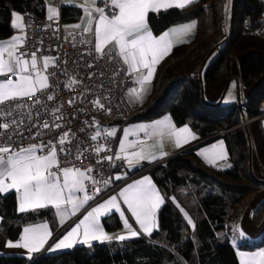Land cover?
<instances>
[{
  "label": "trees",
  "instance_id": "1",
  "mask_svg": "<svg viewBox=\"0 0 264 264\" xmlns=\"http://www.w3.org/2000/svg\"><path fill=\"white\" fill-rule=\"evenodd\" d=\"M231 1L228 19L226 0H197L149 14L155 35L191 20L198 22V29L190 43L175 47L163 62L156 90L133 119L168 115L177 126H191L197 142L220 135L232 166H209L194 149L145 164L164 198L158 229L151 236L95 242L32 259L0 255V264H240L238 250L264 249V233L259 242L244 241L239 247L232 242L240 206L264 189V130L258 118L264 114V2ZM45 7L44 0H0V40L14 34V13L45 17ZM80 16V8L62 7V21H78ZM238 61L237 75L233 68ZM234 81L239 84L235 102L206 99V89L226 93ZM244 91L249 92L246 97ZM17 207L14 192L0 193V229L7 238L19 239L26 225L41 221H49L56 231L52 208L19 213ZM104 225L116 229L121 223L105 219Z\"/></svg>",
  "mask_w": 264,
  "mask_h": 264
},
{
  "label": "snow or ice",
  "instance_id": "2",
  "mask_svg": "<svg viewBox=\"0 0 264 264\" xmlns=\"http://www.w3.org/2000/svg\"><path fill=\"white\" fill-rule=\"evenodd\" d=\"M104 2L106 7L110 6L115 10L111 15L105 12V8L96 7V0H85V4L81 7L88 17V23L83 27L82 24L69 27L73 29L82 28L83 33H93L96 39L94 47L97 53L102 55L116 53L122 58L123 63L127 65L128 74L135 75V81L139 84V89L132 88L130 92L137 99L142 100L149 90L158 63L170 52L175 41L180 40L196 26L195 22L185 24L156 37L148 27V13L150 11L158 12L161 8H184L186 5L196 2V0H110V5L109 0H104ZM54 14H56V9L50 8L48 19H53ZM14 15L16 20L13 21V26L23 31V24L16 22L22 21V17L17 14ZM23 41V36H14L10 41L0 42V77H4V79H0V129L4 130L17 124L15 120L2 122L11 115V111L6 110L11 108V102L30 98L51 87L48 83V75L45 72L50 64L55 65V61L49 57H44L42 65L38 67L35 53L31 54L30 60L25 59L27 54L18 53V47ZM108 45H111V48L106 53L104 49ZM11 76H15L16 79H11ZM47 99H54V96L49 95ZM37 103H39V100H37ZM96 104L103 107L99 104V101H96ZM16 107L20 108L23 105L17 104ZM108 111L111 110L108 109ZM44 127L47 128L49 125L45 123ZM57 127L60 126L57 125ZM139 129L148 138L163 136L167 132L169 137H175L177 147L181 146V134L190 132L187 127L176 130L175 126L171 124L170 118L156 121L151 125H141ZM115 132L116 130L113 129L108 135L114 136ZM130 134H133L132 130H126L124 142L119 145L120 152L125 153V155H117L116 159H125L128 165L132 167L142 160L156 158L154 154H151L148 149L142 146L143 142H140L139 151L128 153V148L138 146L136 142L128 141ZM68 135V133H64L59 139L60 145L66 143ZM99 136L100 132L97 131L91 139L96 140ZM49 145L51 147L48 148L46 154H37L38 151L43 152L48 147L44 144H34L19 150H13L8 144L0 146V193L15 190L18 196L19 211L21 212L52 206L63 220L65 216L75 215L89 200L93 199V196L87 192L85 181H91L93 185L98 182L88 175L93 171L91 168H61L56 145L52 144L51 141H49ZM213 147L215 148V146ZM104 150L102 146L96 148L97 153ZM61 151H64V149L61 148ZM206 152L207 150H205ZM205 153H201V155H205ZM223 158L224 152L221 151L214 153L213 158L209 159L208 162L214 163L216 159ZM105 159L111 161L113 157L107 156ZM116 179H120V177L117 176ZM94 191L98 194L99 188H95ZM77 193H83L84 195L81 197ZM119 196L123 199V203L127 205L128 210L135 217L141 229L150 234L152 226L155 224L157 209L163 203V198L156 190L151 179L144 177L127 185L119 193ZM112 209L120 211L116 196H112L105 203L89 211L71 231L55 244V249L72 247L81 230L84 237L83 243H87L89 239H113L114 237L103 231L100 224V217ZM121 215H123V212H121ZM124 226L131 236L138 235L127 219L124 220ZM24 233L22 244H13L9 241L8 246L24 247L30 252H34L41 249L48 236H50L47 224L26 227ZM240 235H244L242 230H240ZM127 238L125 235L115 237L119 240ZM239 255L241 264H264V249L253 253L240 252Z\"/></svg>",
  "mask_w": 264,
  "mask_h": 264
},
{
  "label": "built area",
  "instance_id": "3",
  "mask_svg": "<svg viewBox=\"0 0 264 264\" xmlns=\"http://www.w3.org/2000/svg\"><path fill=\"white\" fill-rule=\"evenodd\" d=\"M102 6L109 15L115 11L110 6L106 7L104 1ZM22 22L24 41L18 47V53L27 54L26 59H30L32 53L37 57L53 56L55 65L47 70L49 89L11 102V108L6 109L11 111V115L2 122L15 120L17 124L7 130L0 129V146L8 144L13 150H18L44 144L48 147L43 152L47 153L51 141L56 145L61 168L93 170L88 175L98 183H85L94 205L135 177L116 181V175L125 170V162L115 158L119 155V136L108 135L114 125L122 129L139 112L127 98L129 89L135 84V75L128 74L127 65L116 53H97L86 33L64 28L60 18L49 20L23 14ZM262 34L264 37V29ZM49 95L54 99H47ZM96 101L103 107L97 106ZM17 104L23 107L17 108ZM252 121L247 120L243 124ZM45 123L49 127L45 128ZM97 131L100 136L92 140ZM64 133L69 135L66 143L60 145L59 139ZM99 146L105 150L97 153ZM107 156L113 159H105ZM95 188H99L98 194Z\"/></svg>",
  "mask_w": 264,
  "mask_h": 264
},
{
  "label": "crops",
  "instance_id": "4",
  "mask_svg": "<svg viewBox=\"0 0 264 264\" xmlns=\"http://www.w3.org/2000/svg\"><path fill=\"white\" fill-rule=\"evenodd\" d=\"M44 1H45V6H46L45 7L46 8L45 17H47V18L49 16V9L50 8L56 9V14L53 15V18H60V19L62 18V7H64V6L78 7L81 9V16H80V19L78 21H73V22L62 21L64 28L73 29L69 26L76 25V24H82V27H83V25H86L88 23V17L84 14L83 8L81 7L82 5L85 4V0H44ZM102 1H104V0H96V7H102L103 8ZM262 1L264 2V0H262ZM231 5H232L231 0H229L225 4V13L224 14H225L226 19H228L229 15H230ZM171 8H178V7H171ZM167 9H170V8H167ZM162 10H166V9L161 8L159 11H162ZM150 13H152V12L150 11L148 13V16ZM14 14H17L20 17H23V14H20V13H14ZM14 14H13V18H12V23L14 20H16V16ZM148 16H147V24H148L149 29L153 33V31H152V29L148 23ZM16 22L23 24L22 21H16ZM193 22H195V25H196L195 28L192 29L191 32L184 35L180 40L175 41L170 52L156 66L152 82L149 85V90L143 96V99L142 100L137 99L130 92V89H132V88L139 89V84L136 83V81H135L134 86L129 89L128 94H127V98L129 100V102L131 103V105L133 106V108H135L137 111H139V112L143 111L141 109V107L144 106L148 102L149 98L152 96V94L156 90V87H157V84L159 81L160 67L162 66L163 62L170 56L172 50L175 47L190 43L195 38L196 33H197V29H198V22L196 20H191V21H187V22H184L181 24L173 25V26L169 27L166 31H164L163 33L160 34V35H162L165 32H169L170 30H172L174 28H178L182 25L190 24ZM93 28H94V25H93ZM14 29H15V32L10 38L0 40V42L10 41L14 36H23L24 37V27H23V31H21L20 29H17L16 27H14ZM78 30H82V28L78 29ZM153 35L156 37L160 36V35H155L154 33H153ZM86 36H87V40L89 42L93 43L94 45L96 44V39H95V36L93 33H91V32L86 33ZM109 48H111V45L106 46L104 49V52L108 51ZM44 57H49L55 61L53 56L37 57L38 67H40L42 65V61H43ZM52 66L53 65L50 64L49 68ZM233 69H234V72L238 75L239 70H240V61H238L234 65ZM47 70L45 72L46 75H48ZM144 71H146V70H144ZM10 78L13 80L16 79L15 76H11ZM0 79H4V77H0ZM48 83H49V78H48ZM234 83H235V86L237 89V96H238L239 84L237 81H234L232 84H234ZM231 85H230V87H231ZM230 87H229V89H230ZM229 89L227 90L226 93H223L222 91H213L210 89H206L205 97L207 100H209L211 102H219V101L224 102ZM248 93H249L248 91L243 92L245 97L248 95ZM166 118H170L171 124L175 126L176 130H179V129H182L185 127H187L190 130L189 133H182L181 134V146H179V147L176 146L175 137L174 136L169 137L167 132H165V134L163 136H153L151 138H148L145 136V133L140 131V129H139V126H141V125H151L156 121L164 120ZM260 120H261L262 127L264 130V114H262L260 116ZM113 129L116 130L114 136H116V135L119 136V145L121 142H124L125 131L126 130H132L133 134H130L128 136V141L129 142H136L138 146L136 148H128L127 149L128 153H131L134 151H139V148L141 146L140 142H143L142 146L145 147L146 149H148V151L151 154H154L156 158L152 159V160H142L139 164H136L135 166H132V167H130L128 165L127 160L123 159L125 162V170H123L122 172H120L116 175V177L117 176L120 177V179H116V177H115L116 181L120 182L129 176H135V177L126 181L125 183H123L118 188V190L116 192L109 194L108 196H106L105 198H103L99 202L95 203L94 205L91 204L92 199L89 200L88 203L85 204L75 215L65 216V218L62 220L60 215L57 213L56 209L52 206H48L49 208H52V210H53L56 231H54V229H53V227L49 221H41L38 223L26 225L23 228L19 239L11 240V239L7 238L1 232V229H0V255L21 256V257L32 259L35 256H40L42 254H56V253H61V252H65V251H70V250H73L80 245L91 246L95 242H99V243H107V242H113V241L123 242V241L129 240V239H134V238H138V237H142V236L149 237L154 233V231H156L158 229V225H159L158 212L164 203V198H163L161 191L159 190V188L157 187V185L153 181L152 177L146 172L147 168H143V166L145 164H156L159 162H163V161L168 160L169 158H171V157H173V156H175V155H177V154H179L185 150L194 149L195 153L209 166H213V167H215L217 169H221V170L228 169L232 166V163H231L230 158H229L227 147H226L224 141L222 140V138H218V137H220V135L216 136L214 138H211V139H207L204 141L197 142L195 140L196 137H195V134H194L191 126H189L187 124L177 126V125H175V123L173 122L171 117L168 115L160 117V118L151 119V120L133 119L130 122H128L126 125H124V127L122 129H120V127L118 125H114L110 129V132ZM185 139H186V142H185ZM221 144H222V148H221ZM161 145H162V147H161ZM213 146H215V148ZM27 147H29V146H25L23 148H27ZM205 150H207L206 153H205ZM221 151L224 152V158L223 159H216L214 163L208 162L209 159L213 158L214 153H219ZM118 152H119V155H125V153L120 152V147H118ZM201 153H205V155H201ZM37 154H46V153L38 151ZM254 169H255L256 173L258 175H260V168H259V165H258L256 160L254 162ZM53 170L55 171V169H53ZM144 177H149L151 179L152 183L155 185L156 190L159 192L160 196L163 198V203L157 209L156 216H155V224L152 226V230H151L150 234L145 233L143 231V229H141L140 225L136 222L135 217L128 210L127 205L123 203V199L119 196V193L127 185L132 184L135 181L141 180ZM12 192H14L17 195L15 190H10L7 193H1V194L5 195L8 193H12ZM77 195L82 197L84 194L83 193H77ZM112 196L117 197V202L119 204L120 211L112 209V210L106 212L105 214H103L100 217V224L103 228V231L105 233H107L109 236L114 237L113 239H111V240H91V239H89L87 243H83L82 241H83L84 237H83V232L81 230L80 235L76 238L72 247L55 249V247H54L55 244L57 242H59V240H61L69 231H71V229L73 227H75V225L77 223H79V221L82 220L83 217L89 211H91L93 208L99 206L100 204L105 203ZM48 207H46V208H48ZM17 208H18L19 213L32 211V210H27L24 212L19 211V203H18ZM121 212H123V215H121ZM105 219H108L110 221H112L114 219H118L120 221L121 225L116 229H107L104 225ZM125 219H127L128 223L131 225L132 229L138 233L137 236H134V237L131 236L130 233L128 232V229L125 228V226H124V220ZM1 221H2V218L0 216V226H1ZM42 224H47L48 231L50 232V236H48L46 243L38 251L30 252L28 249H26L24 247H10V246H8L9 241H11L13 244H17V243L22 244L24 242L23 241V237L25 236L24 229L26 227L37 226V225H42ZM240 230L243 231V233H244L243 236L240 235ZM263 233H264V189L249 195L247 197V199L245 200V202L240 206L239 216H238L237 220L233 223L232 242L236 247H239L240 244L243 243L244 241H248L250 243L259 242L263 236ZM29 235H31V234H29ZM119 235H125L128 238L125 240L115 239V237H117ZM259 250H261V249L254 250V251L238 250L237 257L239 259L240 264H241V257L239 255L240 252L253 253V252H256Z\"/></svg>",
  "mask_w": 264,
  "mask_h": 264
},
{
  "label": "rangeland",
  "instance_id": "5",
  "mask_svg": "<svg viewBox=\"0 0 264 264\" xmlns=\"http://www.w3.org/2000/svg\"><path fill=\"white\" fill-rule=\"evenodd\" d=\"M231 94V95H230ZM238 96H237V89H236V86H235V83L231 85L228 93H227V96H226V99L224 101V104L225 105H229L233 102H235L237 100Z\"/></svg>",
  "mask_w": 264,
  "mask_h": 264
}]
</instances>
